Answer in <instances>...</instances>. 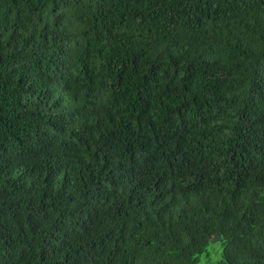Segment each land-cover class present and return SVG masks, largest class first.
<instances>
[{
	"label": "trees",
	"instance_id": "1",
	"mask_svg": "<svg viewBox=\"0 0 264 264\" xmlns=\"http://www.w3.org/2000/svg\"><path fill=\"white\" fill-rule=\"evenodd\" d=\"M0 264H264V0H0Z\"/></svg>",
	"mask_w": 264,
	"mask_h": 264
},
{
	"label": "water",
	"instance_id": "2",
	"mask_svg": "<svg viewBox=\"0 0 264 264\" xmlns=\"http://www.w3.org/2000/svg\"><path fill=\"white\" fill-rule=\"evenodd\" d=\"M220 241V236L218 234H213L211 237V243Z\"/></svg>",
	"mask_w": 264,
	"mask_h": 264
}]
</instances>
